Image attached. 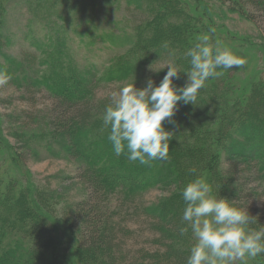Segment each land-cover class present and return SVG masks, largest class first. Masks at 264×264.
Here are the masks:
<instances>
[{"label":"trees","instance_id":"16d2710c","mask_svg":"<svg viewBox=\"0 0 264 264\" xmlns=\"http://www.w3.org/2000/svg\"><path fill=\"white\" fill-rule=\"evenodd\" d=\"M94 1L96 8L103 2ZM143 1L110 0V5L102 3L106 6L98 9L84 4L85 13L53 20V24L48 21L42 38H33L30 52L19 59L7 57L8 63H2L12 76L10 82L19 89L46 91L51 105L44 126L57 152L75 163L76 177L84 184L89 201L97 194L116 196L114 208L103 220L95 202L80 203L83 209L77 217L84 232L77 238L72 224L55 215L51 195L35 185L10 144L0 138V168L4 170L0 173V264H186L194 237L191 231L181 236L178 227L184 208L181 193L190 180L206 177L215 194L243 207L242 198L250 195L241 194L249 191L246 183L252 176L255 183L250 189L264 196V97L254 88L257 83V89L264 92V79H252L247 93L241 86L233 92L238 84L235 66L217 69L221 74L205 82L195 104L178 102L174 123L163 122L165 130L173 133L166 161L141 165L130 162L126 152L115 155L108 140L110 129L102 119L110 93L103 95L102 89L118 90L133 78L138 88L148 78L158 85L167 72L162 68L170 54L181 70L173 83L183 86L184 72L190 67L184 53L202 34H208L213 44L221 41L237 56L245 44L241 37V41L227 43L214 23L187 10L188 0H148L145 5ZM216 1L223 13L232 10L248 22H255L256 14L264 35V0H247L243 11L231 7L232 0ZM1 3L2 52L6 41L1 36ZM135 10L142 14L136 15ZM69 27L71 33L66 35ZM72 33L88 52L95 49L108 56L103 66L73 58ZM32 133L24 135L22 149L30 146L27 140L33 138ZM192 168L195 173L189 171ZM9 171L13 176L3 179ZM153 187L169 189L155 204L142 203V193ZM248 212L264 225V205ZM139 214L149 225L141 234L135 227ZM258 224L251 227L258 228ZM250 263L264 264V254Z\"/></svg>","mask_w":264,"mask_h":264},{"label":"rangeland","instance_id":"374dc122","mask_svg":"<svg viewBox=\"0 0 264 264\" xmlns=\"http://www.w3.org/2000/svg\"><path fill=\"white\" fill-rule=\"evenodd\" d=\"M80 1L2 0V3L0 2L3 13L1 36L5 39L6 44L3 41L2 52L0 49V68L3 66L2 63H8L9 59L7 57L19 59L22 57V53L25 55V53L30 52L28 50L31 49L33 38L35 40L42 38L45 33L44 25L48 21L57 20V22H60V19H66L74 15L76 17L78 14L85 13V11L82 12L84 4L98 9L99 6L101 8L106 6L102 3L109 5L111 3L110 0H103L96 8L95 3L97 1ZM204 1L205 3L188 0L186 2L187 10L192 14L202 16L207 23H214V28L220 29V34L226 39L227 43H236L232 41L245 39L242 40L245 44L238 57L243 58L246 63L239 69L237 68L238 76L236 78L238 84L235 86L237 88L232 91L238 92V88L241 86L243 91L247 93V85L252 79L255 81L261 79V77L264 79V35L261 24L258 22L256 14L255 19H253L255 22H248L240 19L236 15L237 13L232 10L227 13L228 9H224L226 13H223L222 6L216 0ZM242 1V4H239V2L232 0L229 4L237 11H243L248 7V4L247 0ZM147 3L148 0H144L142 4ZM134 13L138 16L142 14L139 10H135ZM77 23V21L74 22V24ZM36 31H39V34H36ZM70 33L71 27L67 29L65 34L70 35ZM70 40L72 41L70 42L72 56L77 61L84 62L89 59L98 66L104 65L108 56H104L103 53H99L95 49L88 52L84 48L86 46L78 41V37L74 33L71 34ZM254 88L264 97L263 89L259 91L257 83H255ZM115 89V87H106L102 89L101 94L111 93ZM49 105H51L50 98L46 91L39 90V92L34 93V88L31 87L25 91L11 82L4 87H0V138L7 145L10 144L12 147L11 152L14 151L20 164L29 171L30 179L35 185L45 191L46 196L50 197L51 195L53 204L51 205L55 215L71 223L75 236L79 238L80 234L82 235V232H84V225L81 226L80 218L77 217V211L80 208L83 209L80 207V203L88 201V203L94 204L95 202L99 209L97 214L103 220L107 218L105 214L114 208L113 198L116 193L112 195L97 194L89 201L84 184L76 177L75 163L64 154L61 156L57 152L55 141L51 140L50 131L44 126V119ZM28 131H33V138L27 140L30 142V146L22 149L23 137ZM3 171V168H0V173ZM12 174L9 171L7 174H3L2 178H8L9 175L13 176ZM249 177L251 179L246 183L249 191L241 194L250 195V197L242 198L241 201V205L248 210L252 207L264 205L263 194L258 190L250 189L254 187L255 181L252 180V176ZM168 189L169 187L150 188L142 193L140 201L144 204L153 205L165 197ZM48 201L50 204L49 199ZM135 227L138 229L139 234L145 228L149 229L148 222L140 214ZM248 263L251 264L250 260L247 261Z\"/></svg>","mask_w":264,"mask_h":264},{"label":"clouds","instance_id":"9594fccd","mask_svg":"<svg viewBox=\"0 0 264 264\" xmlns=\"http://www.w3.org/2000/svg\"><path fill=\"white\" fill-rule=\"evenodd\" d=\"M197 41L184 53L190 58V67L184 72L187 80L183 86L173 83L181 70L170 54L162 68L167 72L158 85L148 78L145 86L138 88L133 78L110 93L102 119L105 128L110 129L108 140L116 156L126 152L130 162L141 165L166 161L173 133L165 130L163 122L174 123L178 102L195 104L205 82L221 74L217 69H239L246 63L220 41L213 44L208 34L198 36ZM11 79V74L0 68V87ZM189 171L195 173L196 169ZM181 195L184 208L178 232L185 236L191 231L194 237L186 264H247L264 254V225L233 199L215 194L206 177L190 180ZM252 224L259 227L252 228Z\"/></svg>","mask_w":264,"mask_h":264}]
</instances>
